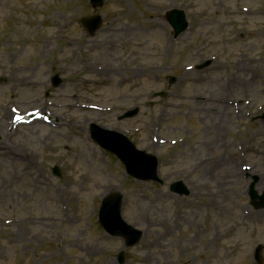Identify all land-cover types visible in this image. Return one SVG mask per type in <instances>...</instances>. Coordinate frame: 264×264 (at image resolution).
Masks as SVG:
<instances>
[{
  "label": "rangeland",
  "instance_id": "obj_1",
  "mask_svg": "<svg viewBox=\"0 0 264 264\" xmlns=\"http://www.w3.org/2000/svg\"><path fill=\"white\" fill-rule=\"evenodd\" d=\"M173 8L190 24L177 38L165 17ZM93 13L103 27L91 35L80 19ZM0 61V264H119L121 250L124 264H258L264 209L249 189L256 181L264 193V120L250 114L264 112V0H104L99 9L0 0ZM55 74L62 84L52 88ZM135 106L136 117L119 120ZM13 110H48L49 123H21L7 136ZM93 123L156 155L162 182L127 174L92 140ZM230 166H241L238 183ZM178 180L189 195L170 191ZM102 182L113 190L102 195ZM116 191L124 219L144 232L131 248L98 222L102 198Z\"/></svg>",
  "mask_w": 264,
  "mask_h": 264
},
{
  "label": "water",
  "instance_id": "obj_2",
  "mask_svg": "<svg viewBox=\"0 0 264 264\" xmlns=\"http://www.w3.org/2000/svg\"><path fill=\"white\" fill-rule=\"evenodd\" d=\"M92 2L95 6H98L102 0H92ZM169 17L175 27L176 36L186 29L187 23L183 11L174 10L169 14ZM83 22L90 27V33H94L95 30L100 28L102 18L101 16L91 17L83 19ZM173 81L174 78L171 79V82ZM60 82L61 80L58 75L53 78L54 86H57ZM136 112L137 110L128 112L124 117L132 116ZM92 135L98 143L122 159L129 173L138 179L159 180L157 176L158 160L155 156L149 155L145 151H138L124 136L103 130L95 125H92ZM54 172L60 175L57 167L54 168ZM171 190L180 194H188V190L183 182L173 183ZM250 196L253 202H256V199L260 198L259 203H256V205L264 207V195L261 197L257 195L256 191H254V184L251 186ZM122 198L123 196L120 193H114L106 197L103 200L99 218L107 232L112 235L124 236L127 239V246L129 247L140 240L142 232L134 229L123 220L121 216ZM261 250L262 246L257 249L256 253V258L259 261H261ZM119 259L121 263L124 261V252L120 254Z\"/></svg>",
  "mask_w": 264,
  "mask_h": 264
},
{
  "label": "bare ground",
  "instance_id": "obj_3",
  "mask_svg": "<svg viewBox=\"0 0 264 264\" xmlns=\"http://www.w3.org/2000/svg\"><path fill=\"white\" fill-rule=\"evenodd\" d=\"M224 111V110H223ZM222 118H223V113H222ZM12 121V120H11ZM231 147V145H228V143H225L224 144V148L225 149H228V150H225L226 151V153L225 154H228L229 152V148ZM87 149L88 150H91V148L90 147H87ZM91 153L93 154V155H96V152H94V150H92L91 151ZM3 155H5V154H3ZM225 156V155H224ZM99 161H100V159H99ZM211 162H213V161H216V159H213V160H210ZM228 159L227 158H223V160H222V162H223V164L225 165V166H229V163H228ZM205 163H209V161H206ZM242 166V165H241ZM241 166H240V168H241ZM244 166V165H243ZM26 168H28V167H26ZM240 168H238V167H233V166H230L229 167V172H232L233 174L231 175V177L234 179V181L236 182V183H238L237 181L240 179V176L242 175V173H243V171L240 169ZM262 170L264 171V167H262ZM38 171V170H37ZM35 174L37 175V173L35 172ZM40 174V173H39ZM38 174V178H41L42 177V175L40 176ZM41 184L42 185H44L47 189H48V191H51L52 190V184L51 183H49V185H47V184H45V182H41ZM261 184L262 185H264V176H261ZM94 187H96V188H98V189H100V190H102V195H104L105 193H108V192H110L111 190H113V187L112 186H110V184L108 183V182H102L101 184H98V185H95ZM264 188V187H263ZM89 193L92 191L91 190V188H89ZM57 194H60V193H63L64 195H66L67 194V197H69V196H73V195H71V193L68 191V189L67 188H61V189H59V190H56L55 191ZM20 195V194H19ZM74 195H78V193H75ZM59 198V197H58ZM164 198H166V199H169V198H171V196H170V194H165L164 195ZM53 201H55L57 204H60V202L59 201H57V200H55V199H53ZM250 215H256L257 216V218L258 219H262V215H261V212H251L250 213ZM36 219V218H35ZM180 218H177V219H175L174 221H173V223L174 222H176L177 220H179Z\"/></svg>",
  "mask_w": 264,
  "mask_h": 264
}]
</instances>
